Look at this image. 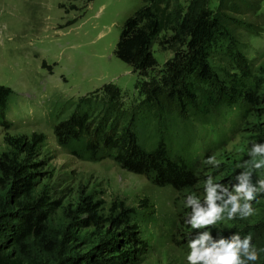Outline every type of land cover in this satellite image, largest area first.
Segmentation results:
<instances>
[{"label":"rangeland","instance_id":"374dc122","mask_svg":"<svg viewBox=\"0 0 264 264\" xmlns=\"http://www.w3.org/2000/svg\"><path fill=\"white\" fill-rule=\"evenodd\" d=\"M222 1L221 13L257 25V33L232 30L254 67L264 69V0ZM142 2L0 0V84L14 91L6 114L8 126L0 122V151L6 149L7 136L29 141L34 134L41 135L32 161L39 163V180L53 199L76 205L81 197L88 196L100 201L105 212L114 202L122 201L141 217L144 250L134 264H188L191 240L205 229H194L186 222L193 211L187 197L196 196L203 202L209 176L233 190L241 172L252 171L253 184L264 179V168L253 169L249 156L252 143L264 142L255 136L264 132V114L254 111L244 115L240 104L221 106L208 114L183 109L168 95L166 61L173 58L174 51L157 43L153 45L157 65L146 74L133 72L117 58L114 48L122 23ZM190 2L171 0L178 18ZM219 2L210 0L209 8L217 12ZM153 88L158 91L164 114H157V106L149 100ZM80 98L95 104V115L99 116L107 106L125 115L143 110L139 117H150L139 122L144 144L155 147L156 135H161L171 156H179L196 170V183L184 190L157 185L145 175L124 169L111 157L92 156L84 138L60 142L55 125L76 109ZM208 156H215L218 166L207 163ZM251 203L252 215L229 220L226 209L224 219L206 228L214 238L220 232H226L225 237L238 231L264 232V223L258 226L264 202L256 193ZM74 232L85 235L76 251L91 246L87 242L95 236L93 227ZM262 250L259 264H264Z\"/></svg>","mask_w":264,"mask_h":264},{"label":"trees","instance_id":"16d2710c","mask_svg":"<svg viewBox=\"0 0 264 264\" xmlns=\"http://www.w3.org/2000/svg\"><path fill=\"white\" fill-rule=\"evenodd\" d=\"M219 1L217 12H213L210 0H191L178 18L171 0H143L123 21L114 54L133 72L143 75L157 65L155 43L172 49L173 58L166 61L168 95L183 109L208 114L221 106L240 104L244 115L254 111L263 115L264 69L254 67L232 30L257 33V25L232 20L221 13L224 1ZM230 6L226 8L232 9ZM13 94V89L0 84V122L5 126ZM84 99L56 123L60 142L84 138L92 156L111 157L124 169L145 175L157 185L184 190L196 183V170L179 156L172 157L161 135H156L155 147L144 144L139 122L150 117H139L143 110L125 115L107 106L99 116L95 115V104ZM149 100L157 106V114H164L156 89L150 92ZM255 136L264 140V132ZM41 140L38 134L29 141L7 136L6 149L0 151V264H134L144 250L136 209L118 201L105 212L100 201L88 196L76 205L53 199L39 180V163L32 161ZM257 195L264 202V192ZM259 221L258 226L263 225L264 215ZM88 227L94 228L95 239H89L91 246L78 252L85 235L77 236L74 231ZM238 232L242 237L251 234L262 254L264 232ZM260 259L250 264H259Z\"/></svg>","mask_w":264,"mask_h":264},{"label":"clouds","instance_id":"9594fccd","mask_svg":"<svg viewBox=\"0 0 264 264\" xmlns=\"http://www.w3.org/2000/svg\"><path fill=\"white\" fill-rule=\"evenodd\" d=\"M249 156L253 169L264 168V142L252 143ZM207 163L218 166L215 156H208ZM251 178L250 170L237 174L235 180L239 183L235 184L233 190L232 187L215 183L213 177L209 176L205 182L207 195L203 202L196 196L187 197V204L193 211L186 222L194 229H205L197 232L191 240V251L186 257L188 264H250L259 260L260 251L253 244L251 234L242 237L239 232H235L225 237L217 233V238H214L206 228L224 219L225 215L222 214L226 209V218L229 220L235 216L245 218L253 214L251 201L255 199L257 192H264V179L253 184ZM225 196L227 199H224ZM241 199L244 200L243 204ZM217 200L222 203L217 204Z\"/></svg>","mask_w":264,"mask_h":264}]
</instances>
